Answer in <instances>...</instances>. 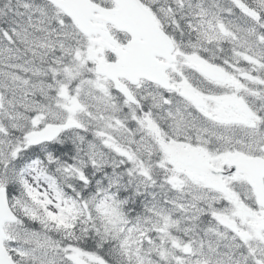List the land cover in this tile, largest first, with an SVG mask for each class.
I'll return each mask as SVG.
<instances>
[{
    "label": "snow or ice",
    "instance_id": "6c2138e0",
    "mask_svg": "<svg viewBox=\"0 0 264 264\" xmlns=\"http://www.w3.org/2000/svg\"><path fill=\"white\" fill-rule=\"evenodd\" d=\"M0 264H264V0H0Z\"/></svg>",
    "mask_w": 264,
    "mask_h": 264
}]
</instances>
